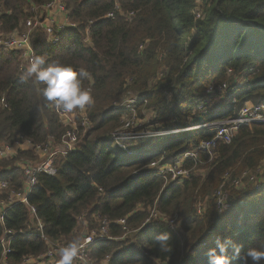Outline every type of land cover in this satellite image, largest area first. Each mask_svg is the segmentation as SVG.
I'll return each mask as SVG.
<instances>
[{"label": "trees", "instance_id": "trees-1", "mask_svg": "<svg viewBox=\"0 0 264 264\" xmlns=\"http://www.w3.org/2000/svg\"><path fill=\"white\" fill-rule=\"evenodd\" d=\"M50 1L0 0V34L22 32L32 9L38 13ZM62 3L76 27L61 31L55 45L46 42L42 28H34L36 72L18 53L0 49V100L5 102L0 106V147L18 140L43 144L50 138L58 145L69 127L60 124L56 104L72 111L85 108L89 120L86 129L76 117L77 144L55 161V176L38 177L28 198L44 234L68 245L80 240L79 232L90 234L104 226L110 240L90 246L95 264H264V182L256 180L259 189L229 187L264 161V123L240 127L229 144L216 145L212 157L196 152V160L182 163L194 170L184 180L154 175L149 166L174 165L211 140L213 129L129 142L137 146L130 154L112 139L123 115L112 105L132 97L136 117L154 120L140 129L155 132L228 120L248 104L263 102L264 0ZM195 9H200L198 19ZM222 85L226 93L215 109L198 111L200 104L206 111L221 96L208 95V87ZM39 160L30 150H18L0 160V181L20 190L22 166ZM223 192L230 209L220 214L217 200ZM34 223L24 205L5 211L0 260L6 244L8 264H23L46 252L47 245L31 235ZM7 231L12 235L3 244ZM127 231L134 237L117 241ZM44 264L71 262L56 258Z\"/></svg>", "mask_w": 264, "mask_h": 264}, {"label": "built area", "instance_id": "built-area-1", "mask_svg": "<svg viewBox=\"0 0 264 264\" xmlns=\"http://www.w3.org/2000/svg\"><path fill=\"white\" fill-rule=\"evenodd\" d=\"M33 17L28 19L24 24V30L22 32H13L7 36L0 34V49L4 51L14 52L19 54L21 62L26 63V65L33 71H37L38 62L33 54L31 48V39L32 33L35 27H40L44 30L46 35V42L49 45H55L59 41L58 35L65 28L74 29L76 25L71 23L66 18L65 6L62 3V0H51L47 5L42 7L40 11H37L33 8ZM57 16L59 22L54 23L53 18ZM113 15L111 13L107 14V18H111ZM195 19L200 17V13H194ZM61 18L63 20H61ZM226 88V85L221 87H208L206 93L208 95L214 94L216 92L222 91ZM137 103L134 97L130 99L123 100L122 102H117L112 105V111L122 112V126H126L128 129L131 125L134 124L136 120L135 104ZM0 106L5 107L4 99L0 100ZM54 110L60 123L67 125L69 129L66 130L65 135L62 140L56 145L52 138L43 144H34L30 140H21L16 141L13 145H2L0 147V160L7 157H14L17 154L18 150H30L32 153L39 157L38 163H28L23 165L21 170L24 177V182L20 190H13L10 188V183L8 181H0V196L5 194V197L0 199V221H2L4 213L6 210L11 208L14 205H24L28 210L32 218H34L35 223L33 224V229L35 230L31 235L39 238L42 242L47 245V250L44 254L38 256L37 258H27L23 261V264H29L31 262L36 264H44L46 261H52L56 258H62V254H66L67 258H72L74 262L79 261L80 264H91L89 260L90 246L103 239H110L103 237H92L90 233L87 237H84V240L81 243L73 244L72 246L66 244H59L54 241H51L44 234L43 224L37 220L35 208L28 203V198L34 188L37 185L38 177L44 175L47 177H53L57 174L58 168L55 164L56 157H63L67 152L72 151L77 144L78 137L76 133V127L72 125V117H79V124L81 127L88 128L89 120L86 115L85 108H79L76 111H72L68 108H63L62 106L56 104ZM198 111L205 112L203 105L200 104L197 107ZM129 115V116H127ZM251 123H264V101L251 104L243 107L235 117L224 120L216 121L207 124L196 125L189 128L167 130L163 132L155 131H145L155 134L156 136L161 135H171L174 136L178 133L196 130V129H205L215 131L214 137L211 140L201 142L195 149V151L185 153L181 158H179L174 165L172 166H162L157 168L159 163L150 164V171L157 176H163L169 174L171 179H180L184 180L191 175V170L182 168V163L187 159L196 160V152L205 153L209 157H212L214 154L215 147L218 143L229 144L232 138L234 137L236 131L242 126H248ZM115 134V133H114ZM137 135V134H134ZM152 135V136H155ZM114 136V135H113ZM134 137H126V139ZM116 140H121L116 138ZM126 153V149H124ZM23 162V161H22ZM156 167V168H154ZM251 178V179H250ZM249 180H253L250 177ZM239 180L234 181V186L237 185ZM230 208V204L227 202V199L224 195H220L217 200V211L222 214ZM101 232V231H100ZM102 232H107L103 226ZM102 234V233H101ZM10 231L5 232L2 243L4 244L5 237L11 236ZM61 245H66L64 249ZM9 245L6 244L0 264H8L6 262V255L10 253ZM77 263V262H76Z\"/></svg>", "mask_w": 264, "mask_h": 264}, {"label": "rangeland", "instance_id": "rangeland-1", "mask_svg": "<svg viewBox=\"0 0 264 264\" xmlns=\"http://www.w3.org/2000/svg\"><path fill=\"white\" fill-rule=\"evenodd\" d=\"M198 2V1H197ZM198 6H200V3L198 2ZM194 13L195 12H197V13H200V9H195L194 11H193ZM53 22L54 23H56V22H59V19H58V17L57 16H55L53 19ZM61 20H63L62 18H61ZM210 87H213V86H210ZM217 93H219V92H216V93H214V94H211V96L212 97H216L217 96ZM220 93H221V96H219V97H217V98H214L213 99V102L211 103V106L205 111V112H203L204 114H207V113H209V111H213L215 108H214V105H215V103L216 102H219V101H222V99H223V96L225 95V89H223L222 91H220ZM123 97H125V96H123ZM123 97H121V98H123ZM255 104V103H254ZM248 105H251V104H248ZM144 109L142 108L141 110H140V113H141V111H143ZM144 113V112H143ZM56 114V113H55ZM141 115V114H140ZM145 116H147L146 117V120H145V122H142L140 119H138L137 117H135L136 118V120H134L135 122H134V124L133 125H131L128 129H126V126H121L120 125V127L118 128V131L114 134V136H113V141L115 142V145H116V147H117V149H119V150H121L123 153H125L124 152V149H126V153L127 154H130V152H132L133 151V149H135L136 147H134V146H132V147H130V145H129V142H134V141H139V140H141V141H148V140H151V139H153L154 137H158V136H156L155 134H153V133H150V132H146V133H143V132H145V131H147V130H144V129H140L141 127H142V125H144L145 123H147L148 122V125H151V122L152 121H154V120H152L151 118H150V116H148V115H145ZM58 117V116H57ZM58 120H60V119H58ZM61 121V120H60ZM59 121V122H60ZM77 118H76V116H74V117H72V125L73 126H75L76 127V125H77ZM121 122H123V119H121ZM144 123V124H143ZM153 124H154V122H152ZM60 124H62V123H60ZM147 129H148V127H147ZM150 131V130H149ZM134 134H137V135H134ZM152 135H155V136H152ZM126 137H134L135 139H132V138H128V139H126ZM116 138H120L121 140H123V142H121L120 140H116ZM113 145V144H112ZM115 145L114 146H112V147H115ZM135 145V144H134ZM57 159H59V156L58 157H56V160ZM28 162H31V161H28ZM154 168H156V167H154ZM157 168H161V165H158V167ZM149 169H150V167H149ZM192 170V169H191ZM192 173H194V170H192L191 171V174ZM199 174L198 175H200V174H202L203 172L202 171H199L198 172ZM250 177H252L253 178V180H249V178ZM251 179V178H250ZM259 180V181H261V182H264V161H262L260 164H259V166L255 169V171L254 172H243V173H241L240 175H238V177H236V180H239V182H238V184L237 185H235V186H229V187H235V189H238V188H240V190H242V189H246L247 188V186H256V187H254L255 189H259L261 186H258L257 184H256V180ZM251 186V187H252ZM223 195L226 197V199L228 200V194H227V192H223ZM199 204H197V206H196V208H199ZM230 209V208H229ZM228 209V210H229ZM226 212V211H225ZM157 216V214H154L153 215V217H156ZM170 223H171V225H173L174 223L173 222H171L170 221ZM102 228L103 227H101V229H100V231H92L91 233H92V237H99V236H103V237H107L106 236V233L105 232H102ZM102 233V234H101ZM82 234V235H81ZM89 234H84V233H82V231L81 232H79L78 233V238L80 239L79 241H76V243H81V241H83L84 240V237H87ZM134 235H135V232L133 233V232H128L127 231V233H125L124 235H123V237L122 238H120L119 240H117V241H120V240H122V241H129V240H131L133 237H134ZM75 243V244H76ZM64 244H66V243H64ZM68 245H70V246H72L74 243H72V244H70L69 242L67 243ZM64 249H66V245H61ZM219 246V245H218ZM63 256H61L62 257V259H64V260H70V262H71V264H80L79 263V261H76V262H74L73 261V259L71 258H67L66 256V254H62ZM89 260H90V263L91 264H95L91 259H90V256H89ZM106 261V263L109 261V257L105 260ZM29 264H36V263H33V262H31V263H29ZM97 264H105L104 262L102 263V262H99V263H97Z\"/></svg>", "mask_w": 264, "mask_h": 264}, {"label": "crops", "instance_id": "crops-1", "mask_svg": "<svg viewBox=\"0 0 264 264\" xmlns=\"http://www.w3.org/2000/svg\"><path fill=\"white\" fill-rule=\"evenodd\" d=\"M107 238H109V237H107ZM104 240H110V239H103V240H100V241H104ZM99 242V241H98Z\"/></svg>", "mask_w": 264, "mask_h": 264}, {"label": "bare ground", "instance_id": "bare-ground-1", "mask_svg": "<svg viewBox=\"0 0 264 264\" xmlns=\"http://www.w3.org/2000/svg\"><path fill=\"white\" fill-rule=\"evenodd\" d=\"M189 131V130H188Z\"/></svg>", "mask_w": 264, "mask_h": 264}]
</instances>
